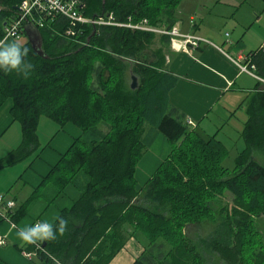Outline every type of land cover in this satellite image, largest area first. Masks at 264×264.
I'll use <instances>...</instances> for the list:
<instances>
[{"label": "trees", "instance_id": "trees-1", "mask_svg": "<svg viewBox=\"0 0 264 264\" xmlns=\"http://www.w3.org/2000/svg\"><path fill=\"white\" fill-rule=\"evenodd\" d=\"M181 1L79 0L85 16L110 23L49 17L38 27L46 57L28 39L21 45L33 65L29 78L0 72V107L11 100L22 137L0 157V167L40 147L42 117L81 130L43 179L55 189L50 202L67 185L78 190L56 217L65 220L64 233L40 249L26 244L23 250L35 251L29 264H108L134 231L148 243L133 264H264L256 220L264 215V163L257 157L264 158V89L257 80L238 104L247 115L240 131L244 147L232 168L224 166L230 151L219 131L202 137L169 99L179 79L167 65L172 36L155 29L175 26ZM21 2L0 0V40ZM242 62L264 77V43ZM131 74L138 81L134 89ZM154 133L164 134L171 150L141 184L137 165ZM12 208L3 212L17 222L26 202L14 214ZM205 220L212 225L207 235L185 233L188 224ZM52 223L55 228L57 220Z\"/></svg>", "mask_w": 264, "mask_h": 264}, {"label": "crops", "instance_id": "crops-1", "mask_svg": "<svg viewBox=\"0 0 264 264\" xmlns=\"http://www.w3.org/2000/svg\"><path fill=\"white\" fill-rule=\"evenodd\" d=\"M233 2L235 0H205L200 5L189 3L193 5L192 7L185 3L180 4L181 6L179 5L175 12L177 18L175 26L178 27L179 32L206 37L212 44L202 42L197 47L188 46V51L179 50L170 44L166 53L169 70L179 77L175 87L170 91V102L185 114L186 119L190 118L194 122V125L191 126L204 138L220 131L225 123V113L232 114V111L235 110H229V101H227L235 95L231 94L230 96L234 85L239 84L240 90H237L239 91L237 95L242 96L239 97L242 99L248 90L252 89L250 79H255V77L247 72L239 71L229 56L244 61L250 51L264 43L263 41L258 47L252 48L249 42L242 39V34L239 36V33L235 31L232 34L226 32L222 36L216 31L204 29V21L209 15L229 18L239 24L240 20L235 17L234 8L226 9L224 7V5L234 6ZM210 6L211 8H209ZM181 7H183L182 11ZM219 7L224 10V14L220 12V16L212 14V10ZM199 10L205 11L207 16L203 14L204 12L200 14ZM215 13L218 14V12ZM263 16L264 13L257 15L253 20L257 21ZM197 18L198 20H196ZM249 22L252 23V19ZM243 24L245 23L241 25ZM216 25L217 23H215ZM22 36L16 39L5 38L0 45L13 40L22 45L27 39L22 40ZM255 80L257 83V79ZM10 109L11 100L8 99L0 107V157L16 147L22 138L20 124L13 120ZM211 115H215L214 117L221 122L220 125L211 121ZM41 119L38 124L40 147L20 162L0 167V196H3V201L0 199V234L6 240L5 244L0 245V264H29L30 261L22 251L26 244L18 239L17 229L42 219L53 222L58 215L59 208L70 206L78 195V190L73 185H67L50 202L49 198L54 195L55 189L53 186H49L50 183L45 184L43 179L49 174L52 166L59 161L61 155L81 135V130L72 122H66L59 128L50 119ZM41 122L46 128L47 126L50 128V134H39ZM48 128L47 132L49 133ZM213 128H216L214 132ZM5 200L14 202L11 209L12 214L17 207L26 202V210L17 222H12L3 216L5 210L1 206V202L3 203ZM53 206L56 207L52 209ZM127 246H130L135 253L127 258L126 263H123V260L118 259L126 253ZM143 249L144 247H139L137 240L130 236L108 264H129L130 261L133 264Z\"/></svg>", "mask_w": 264, "mask_h": 264}, {"label": "rangeland", "instance_id": "rangeland-1", "mask_svg": "<svg viewBox=\"0 0 264 264\" xmlns=\"http://www.w3.org/2000/svg\"><path fill=\"white\" fill-rule=\"evenodd\" d=\"M182 1H181L182 3L180 4L185 3L186 5H190V7H192L193 6L192 4L200 5L205 0H182ZM189 3H192V4H189ZM233 3H234L233 4L234 6L232 7H229L227 5H224V7L226 9L234 8L235 17L240 20L239 24L235 23L234 20H231L229 18L225 19L222 17L219 18V17H214L213 15H209L205 19L206 23L204 21V25H203L205 27L204 29L206 31H210V30L216 31L220 33L222 36H224L226 32L228 34H232L235 31L236 33H239V36L240 34H242V39L249 42V44L252 45V48L258 47L264 41V16L260 17L257 21H254L253 18L257 17V15H261L262 13H264V0H235V2ZM183 7H181V11ZM209 8H211V6ZM199 12L200 14L203 12H204L203 14L206 13L205 11H200V10ZM215 12H218V14H216ZM219 12L221 14H224V10L220 9V7L218 9L212 10V14H215L218 16L221 15ZM205 16H207V14H205ZM250 19H252L253 21L252 23L249 22ZM196 20H198V18ZM209 23H212V24H209ZM215 23H217L216 26H215ZM242 23H245V24L241 25ZM155 30H157V33L159 34L164 32L163 29H155ZM198 37L210 40L206 37H202V36H198ZM8 38H15V37H8ZM25 39H26V36L23 35L22 40H25ZM2 41H0V44L2 43ZM170 44L172 45V43ZM206 44H209V43H206ZM194 47H197V46H194ZM223 47L226 49V46L224 44H223ZM218 49H220V47H218ZM179 50L185 51V49H181V48ZM255 79L254 78L250 79L251 88L255 87L256 85ZM258 81L260 83V86H262L261 81L260 80ZM128 82H131L130 78ZM238 85L239 84L236 83L234 85V89L231 90L232 93H230V96L231 94H235V95L233 97H230L229 100H227L229 101L228 102L229 103L228 105L230 107L229 110L231 111L234 109L235 110L232 114H230V112L225 113V116H224L225 120L223 119L225 123L223 125V128L218 132V137L224 141V143L226 144V146L229 148V151H230L228 156L222 162L224 166L229 167V168L233 167L234 158L236 154L238 153L239 150H241L244 147V143L241 138L240 131L242 129L244 121L247 118V115L245 112V106L238 105L242 99V98H239L242 96L237 95L239 94V91L237 90H240ZM214 116L211 117V121H213L214 123L216 122L217 125H220L221 122L218 121ZM41 120H48V119L47 117H42ZM207 122H210V121H207ZM16 124L19 126L17 122ZM201 126L202 124L200 125V127ZM47 128L41 122V124L39 125V134H50L51 130L50 128H48V131H49L48 133ZM213 129L212 130L214 132L216 128H213ZM148 130H150L149 125L147 127V131ZM170 150H171V144L169 143L168 139L166 138L164 134L162 133L152 134L150 142L148 143V146L144 150L143 156L138 162L136 178L138 179L139 183L145 182L147 177L154 171L157 164L167 156ZM258 158L261 162L264 163V158L261 155H258ZM221 196H222L223 202H228L231 200L230 193L226 191ZM55 207L56 206H53L52 209H54ZM256 220H257L258 227L260 228V230L262 231L264 235V215L258 216ZM211 228H212V225L207 220H205L200 224L198 223L188 224L185 227V233L192 236L193 238H197L198 236L207 235L208 232L211 230ZM132 237L137 240L139 247L144 246V243H148L147 239L142 234H140L138 231H134ZM133 253H135V251H133V249H131L130 246H127L126 253L122 255L123 257L120 256L118 260L120 261L123 260V263H126L127 258L131 257ZM129 264H131V261L129 262Z\"/></svg>", "mask_w": 264, "mask_h": 264}, {"label": "built area", "instance_id": "built-area-1", "mask_svg": "<svg viewBox=\"0 0 264 264\" xmlns=\"http://www.w3.org/2000/svg\"><path fill=\"white\" fill-rule=\"evenodd\" d=\"M79 6H80L79 0H22L21 4L19 5L18 17L10 20L5 25L4 35L0 41L8 37H15V38L20 37L23 27L28 22L33 23L38 28L44 25L47 18L49 17L53 18L59 14L66 16L69 19V21H71V23L73 24L82 25V24H90V23L93 24L110 23L109 21L104 20L102 18L94 19L85 16L79 10ZM141 27L148 28L146 26H141ZM163 31L164 33H168L172 36L171 43L173 47L178 49L180 48L185 49V51H188V46L190 47L199 46V44L202 42L209 44L212 43L210 40L200 38L195 35L182 34L179 32L177 26H173L170 30H163ZM229 57L237 65L239 71L247 72L253 75L256 79L260 80L262 83V88L264 89V78L257 75L253 71L254 65L243 63L240 60L232 58L231 56ZM186 121L188 124L194 125V122L190 118H187ZM0 199L3 201V196H0ZM3 203H5L4 210H8L9 208H12L14 206V202L12 200H5ZM3 216L7 217L5 215V212H3ZM5 243H6L5 237L2 236V234H0V245H3ZM36 248L40 249L41 246L40 245L36 246ZM22 251L23 254L28 258V260H31L35 255V251H29L25 249Z\"/></svg>", "mask_w": 264, "mask_h": 264}, {"label": "clouds", "instance_id": "clouds-1", "mask_svg": "<svg viewBox=\"0 0 264 264\" xmlns=\"http://www.w3.org/2000/svg\"><path fill=\"white\" fill-rule=\"evenodd\" d=\"M27 54L28 49L14 40L0 45V72L17 71L22 78L28 79L33 65L27 60ZM56 220L55 228L52 222L42 219L18 228L16 235L27 245L39 246L43 242L55 240L58 235H63L66 222L62 218Z\"/></svg>", "mask_w": 264, "mask_h": 264}, {"label": "water", "instance_id": "water-1", "mask_svg": "<svg viewBox=\"0 0 264 264\" xmlns=\"http://www.w3.org/2000/svg\"><path fill=\"white\" fill-rule=\"evenodd\" d=\"M24 31H25V34L27 36L29 43L31 44L35 52L41 56L46 57L42 49V36H41L40 30L33 23L28 22L24 26ZM131 80L132 81L130 83V87L134 89L138 86L137 77L134 74H131ZM42 245H45V243L43 242Z\"/></svg>", "mask_w": 264, "mask_h": 264}, {"label": "bare ground", "instance_id": "bare-ground-1", "mask_svg": "<svg viewBox=\"0 0 264 264\" xmlns=\"http://www.w3.org/2000/svg\"><path fill=\"white\" fill-rule=\"evenodd\" d=\"M24 31V30H23Z\"/></svg>", "mask_w": 264, "mask_h": 264}]
</instances>
